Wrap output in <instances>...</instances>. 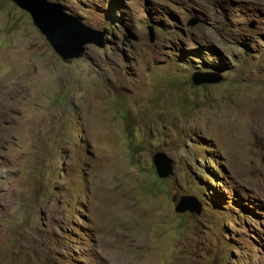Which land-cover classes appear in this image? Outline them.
<instances>
[{
    "label": "rangeland",
    "instance_id": "374dc122",
    "mask_svg": "<svg viewBox=\"0 0 264 264\" xmlns=\"http://www.w3.org/2000/svg\"><path fill=\"white\" fill-rule=\"evenodd\" d=\"M49 1L103 45L0 0V264H264V0Z\"/></svg>",
    "mask_w": 264,
    "mask_h": 264
},
{
    "label": "water",
    "instance_id": "95a60500",
    "mask_svg": "<svg viewBox=\"0 0 264 264\" xmlns=\"http://www.w3.org/2000/svg\"><path fill=\"white\" fill-rule=\"evenodd\" d=\"M18 6L29 12L35 26L46 37L53 49L64 60L80 57L85 51V45L94 43L102 46V34L85 25L77 17L66 13L65 7L59 2L49 0H12ZM196 24V21L191 23ZM150 41L155 40L153 28H149ZM223 76L214 72H196L193 82L213 84L222 80ZM157 174L160 178L167 177L173 171L172 159L165 152H158L153 158ZM189 210L201 212L198 200L193 196H183L176 206L177 212Z\"/></svg>",
    "mask_w": 264,
    "mask_h": 264
},
{
    "label": "clouds",
    "instance_id": "9594fccd",
    "mask_svg": "<svg viewBox=\"0 0 264 264\" xmlns=\"http://www.w3.org/2000/svg\"><path fill=\"white\" fill-rule=\"evenodd\" d=\"M191 212V211H190Z\"/></svg>",
    "mask_w": 264,
    "mask_h": 264
},
{
    "label": "trees",
    "instance_id": "16d2710c",
    "mask_svg": "<svg viewBox=\"0 0 264 264\" xmlns=\"http://www.w3.org/2000/svg\"><path fill=\"white\" fill-rule=\"evenodd\" d=\"M160 178V177H159Z\"/></svg>",
    "mask_w": 264,
    "mask_h": 264
}]
</instances>
